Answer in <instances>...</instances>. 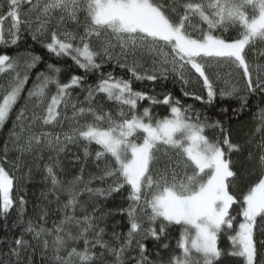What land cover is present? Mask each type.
I'll return each mask as SVG.
<instances>
[{
  "label": "snow or ice",
  "instance_id": "1",
  "mask_svg": "<svg viewBox=\"0 0 264 264\" xmlns=\"http://www.w3.org/2000/svg\"><path fill=\"white\" fill-rule=\"evenodd\" d=\"M230 30L235 36L226 39ZM26 35L49 57L70 58L82 74L64 82L63 69L31 49L0 54V77H6L0 127L15 112L0 155V219L8 227L15 212L11 227L21 230L0 241L8 245L0 264H35L37 250L41 264H220L224 255L264 264V107L252 134L237 143L223 121L171 93L158 98L133 88L134 81L169 74L186 86L192 73L207 93L206 100L195 95L198 101L212 104L219 96L237 101L231 110L243 112L259 94L264 104V65L247 59L264 45V0H0V45L17 47ZM113 64L130 76L103 71ZM234 73L243 88L232 82ZM216 81L224 85L219 92ZM77 89L82 99L73 95ZM142 101L149 106L141 111ZM155 105L167 106L169 115L154 117ZM64 121L67 130H46L63 128ZM71 145L82 147L85 161L103 163L99 176L85 180L82 167L71 180L58 177L59 156ZM46 150L55 155L43 165L45 189L25 219L28 201L13 196L24 191L14 172L24 168L31 179L32 164ZM9 152L16 154L12 161ZM97 181L105 186L93 187ZM124 192L127 207L105 208ZM116 216L121 220L109 231L107 220ZM172 228L178 229L174 247ZM221 237L229 250L219 247Z\"/></svg>",
  "mask_w": 264,
  "mask_h": 264
},
{
  "label": "trees",
  "instance_id": "2",
  "mask_svg": "<svg viewBox=\"0 0 264 264\" xmlns=\"http://www.w3.org/2000/svg\"><path fill=\"white\" fill-rule=\"evenodd\" d=\"M9 24V22H8ZM235 36V32L231 30L228 33H225L226 39H231ZM33 50L36 54L44 55L45 61L56 63L60 66L63 71L61 73V80L66 82L70 79L71 75L74 74H82L81 70L78 69L70 58H62L57 60L55 57H49L45 54V50L41 47L40 44L35 43L31 40L30 36H25L17 47H8L0 45V54H8L10 56H17L18 54L24 53L26 50ZM264 45H257L255 50H249L247 54V59L250 63L253 64H260L264 65ZM44 65H38L37 69L33 70V74L29 83L25 86L26 89L32 86V82L35 80V72L42 71ZM105 73L107 72H114L116 76H125L128 78L130 74L126 72V70L116 67L113 65H105L103 68ZM6 77H4L5 79ZM2 77H0V83H2ZM96 80V76H89V83H94ZM184 88L185 91L189 92V96H184L181 88ZM134 90L140 91H147L150 95L157 96L158 98H162L163 95L171 93L174 98H178L181 100V103L184 106L192 105L194 109L200 111L202 114H206L214 120H221L224 122L228 130L231 134V139L233 142L237 143H244L245 140L252 134V131L256 125L257 117L259 114L260 108L264 107V104L261 103V96L259 94L255 95L254 97L250 98V105L246 108L243 112L239 111H232L231 109H236L238 107L237 101L230 100V101H222L220 100L219 96H217L216 100L212 104H206L203 101H198L195 99L193 91H189L186 89L184 85H182L181 81L176 78L175 75L169 74L167 79H158L157 81H134L133 82ZM52 92H55V89L52 88ZM26 96V92L24 93ZM74 96L79 95L80 98H83V94L77 89L74 93ZM204 100L207 99V96H202ZM141 104V111L143 107H148L147 101L140 102ZM23 105V101H21V106ZM108 108L113 107L110 103L107 104ZM224 108H229V111L226 113L222 111ZM68 116H71V110H68ZM152 115L156 118H162L166 115H169V111L167 106L164 105H155L152 106ZM15 121V112L9 119V121L5 124V126L0 127V155L3 154V148L5 142L8 140L9 133L13 127V122ZM64 127L61 128L59 126L54 128H48L47 131L52 132H62L67 130L68 122L64 121ZM213 133H210L209 136H212ZM95 145L92 146L94 151ZM15 153L9 152V161L15 159ZM55 153L45 151L44 159L38 160L34 164H32V175L31 179H27L25 177L26 169L21 168L18 171L14 172L16 177V184L17 186L23 185L24 191L23 193H18L16 191L13 192L14 197H18L20 194L25 195V199L28 201L27 204V213L25 219L32 217L34 215L33 208L34 205L40 202L41 191L45 189V182H44V172H43V165L48 162L49 156H54ZM79 157V159H78ZM29 163H31V157L26 158ZM232 159L234 161H241L243 160L242 155H233ZM60 165L57 168V175L63 181L71 180L73 177L80 175V170L83 167L84 172L83 176L85 180H88L90 176H99L101 174V169L103 168V163L100 164L98 168L96 163L94 162L92 157H89L87 161L83 158V149L79 145H71L69 146V150L65 153H61L59 156ZM6 169L12 172V168L10 164H5ZM247 179V176L245 177ZM93 187H102L105 185L100 184L99 181L92 185ZM123 196H126V192L115 195L112 199L108 200L105 203V208H112L115 209L116 207L123 206L127 207L126 203H123ZM16 218V213L13 212L9 219H8V227H5V224L2 219H0V241L8 240L11 241L16 236L20 234L19 228H12L11 225ZM55 215H51L49 218V227H51V220L55 219ZM121 220V217H111L108 218V230L111 231V226L115 221ZM126 230V225L124 226ZM178 236V229L172 228L170 229V239L172 246H175V238ZM8 245L0 243V250L7 251ZM82 247V245H81ZM153 245L149 243V249L153 250ZM219 247L224 249L225 251L230 249V243L226 237H221L219 241ZM165 258H167L168 253H164ZM3 256L0 255V259ZM35 264H41V252L37 250L34 256ZM220 264H239V258L232 257L228 255H224L221 257Z\"/></svg>",
  "mask_w": 264,
  "mask_h": 264
},
{
  "label": "rangeland",
  "instance_id": "3",
  "mask_svg": "<svg viewBox=\"0 0 264 264\" xmlns=\"http://www.w3.org/2000/svg\"><path fill=\"white\" fill-rule=\"evenodd\" d=\"M4 27L7 28L8 27V21L6 20L5 23H4ZM250 63V62H249ZM250 64H253V63H250ZM150 66V65H149ZM210 76L215 80V77L213 75V73H209ZM186 75H188L189 77V84H187L185 87L187 90L189 91H193V92H197V93H194L196 95H199V96H207V93H206V90L202 87V83L201 81H199L196 77V75L192 74V73H187ZM2 81L4 82V77H2ZM2 82V83H3ZM233 83H238L239 87L240 88H243L244 87V83H243V80L241 79L240 75L238 73H234V76H233ZM224 85L222 82L220 81H216L215 82V87L217 89V92H219L220 88H222ZM54 93V92H53ZM212 133L211 130L208 131V135Z\"/></svg>",
  "mask_w": 264,
  "mask_h": 264
}]
</instances>
